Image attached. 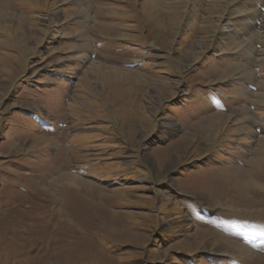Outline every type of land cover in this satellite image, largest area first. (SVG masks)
I'll use <instances>...</instances> for the list:
<instances>
[{"label": "rangeland", "instance_id": "obj_1", "mask_svg": "<svg viewBox=\"0 0 264 264\" xmlns=\"http://www.w3.org/2000/svg\"><path fill=\"white\" fill-rule=\"evenodd\" d=\"M156 1L0 0V264H264V0Z\"/></svg>", "mask_w": 264, "mask_h": 264}, {"label": "bare ground", "instance_id": "obj_2", "mask_svg": "<svg viewBox=\"0 0 264 264\" xmlns=\"http://www.w3.org/2000/svg\"><path fill=\"white\" fill-rule=\"evenodd\" d=\"M77 1V0H76ZM81 1H83V2H81ZM90 1L91 0H79V2H76L75 4H77L78 5V3H79V5L80 6H84L85 7V9H84V11L86 12L85 13V17H87L88 16V14H90V12H91V7L94 5V4H92V6H90V5H87L88 3L87 2H89L90 3ZM261 1V0H260ZM155 2H157L156 0H155ZM96 5V4H95ZM100 6V5H99ZM161 8V7H160ZM104 11L102 10L100 13H99V15L101 16V14H104L103 13ZM144 12H145V15H147L148 17H156V18H158V19H163V14H162V12H159V10H158V7L156 6V4L155 3H153V5H150V3L149 4H146L145 5V9H144ZM81 15H83V14H81ZM81 15H79L80 17L79 18H81L82 16ZM161 16V17H159V16ZM79 20V19H78ZM87 21H88V17H87ZM89 21H90V19H89ZM99 24V23H98ZM99 25H101V27L103 28V27H105V28H108L107 27V25H104V24H99ZM251 25V24H250ZM112 28V27H111ZM113 29V28H112ZM89 31H90V28H87V30H86V32H85V36H86V41H87V34L89 33ZM106 34V33H105ZM247 71H249V70H247ZM248 73V72H247ZM246 73V74H247ZM249 74V73H248ZM247 74V75H248ZM218 75V74H217ZM247 75H246V77H247ZM178 126H176V125H173V124H170V126H169V130H170V134L172 133V131H174V130H177L178 128H177ZM194 129V128H193ZM173 134V133H172ZM256 163H258V162H256ZM258 165V164H257ZM260 168V167H259ZM261 169V168H260ZM246 171V170H245ZM245 171H240V172H237V180H236V182H235V187H236V190H237V192H238V195L239 196H241V197H243V195H244V190L246 189V190H248V188H250L251 187V184H252V182L249 180V179H247V177H245V175H246V172ZM236 174V173H235ZM64 178H65V181H67V183H68V185H70V184H72V183H76V184H79V181H80V179H78L77 177H75V176H73V175H65L64 176ZM256 183V182H255ZM252 187L254 188V186L252 185ZM251 187V188H252ZM236 194V193H235ZM240 197V198H241ZM245 197V196H244ZM233 199V198H232ZM236 199V198H235ZM231 205V204H230ZM233 205V204H232ZM236 205V204H235ZM228 211L231 213V214H235V215H242L243 214V212L242 211H239V210H237V209H235V208H233V207H229V209H228ZM244 211V210H243ZM248 213V212H247Z\"/></svg>", "mask_w": 264, "mask_h": 264}]
</instances>
